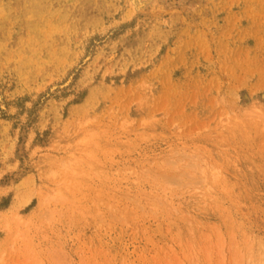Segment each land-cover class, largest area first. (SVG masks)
<instances>
[{
    "label": "rangeland",
    "instance_id": "374dc122",
    "mask_svg": "<svg viewBox=\"0 0 264 264\" xmlns=\"http://www.w3.org/2000/svg\"><path fill=\"white\" fill-rule=\"evenodd\" d=\"M0 264H264V0H0Z\"/></svg>",
    "mask_w": 264,
    "mask_h": 264
},
{
    "label": "bare ground",
    "instance_id": "6f19581e",
    "mask_svg": "<svg viewBox=\"0 0 264 264\" xmlns=\"http://www.w3.org/2000/svg\"><path fill=\"white\" fill-rule=\"evenodd\" d=\"M243 97H244L245 100H247V96H243ZM162 153H166L165 150H164V151H163V150L158 151V153H156V151H154L153 153L150 154V156H151V155H153V156H157V155H158L157 158L160 157V158H158V159H160V161H161V160H163V158H164V154H162ZM148 156H149V155H148ZM184 156H185V155H184ZM184 156H183V157H184ZM179 159H180V158H179Z\"/></svg>",
    "mask_w": 264,
    "mask_h": 264
}]
</instances>
